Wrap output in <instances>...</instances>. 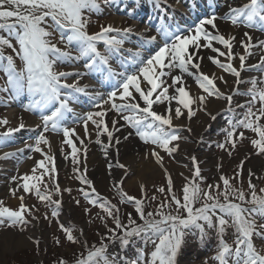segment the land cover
I'll use <instances>...</instances> for the list:
<instances>
[{"label": "snow or ice", "instance_id": "1", "mask_svg": "<svg viewBox=\"0 0 264 264\" xmlns=\"http://www.w3.org/2000/svg\"><path fill=\"white\" fill-rule=\"evenodd\" d=\"M101 2L107 5L111 0H0V33H6L0 35V72L5 77L0 94L7 96L0 102L8 107L11 102L27 95L30 100L22 105L23 110L37 114L39 119V123L29 129L35 133L31 138L34 143L25 141L23 148L3 152L0 160L14 158L25 150L41 156L35 160L30 173L11 177L16 187L10 188L9 192L19 204L13 209L0 199V229L12 228L23 233L34 221L41 219L37 215V205L25 202L30 193L51 209V218L44 214L43 219L50 223L55 219L59 223L62 194L72 190L61 188L57 181L49 134L61 137L60 151L64 159L71 157L73 172L80 173L81 169L75 165L79 164L81 153L86 155V141L93 133L97 144H103L101 137L106 136L108 144L105 148H108L120 143L116 132L131 129L123 139L127 140L135 133L145 145H150L145 158L153 157L164 171L166 183L155 189L164 199L158 200L154 194L150 200L156 202L155 207L146 211L145 201L149 198L144 185L140 186L142 195L138 198L123 190V178L114 180L112 187L119 195V204L130 206L136 214L134 217L132 212H127L125 220H122L121 208L100 194L93 181L84 174L75 177L86 186L80 189L83 198L103 213L92 217L89 222L98 218L106 232L103 235L97 233L98 245L88 246L85 242L82 245L84 251L76 257L74 264H177L185 238L198 232L203 240L208 234L206 229L216 231L218 248L213 259L218 264H264V246L258 248L255 243L257 238L264 242V223L257 222L264 219V188L257 192V185L253 183L256 174L251 169L248 170L247 192L231 183L232 179L243 183L244 165L250 157L240 160L231 178L221 173L219 180L213 183H207L197 158L190 157L193 164L189 170L191 175L184 177L181 173L185 183L177 195L175 182L161 155L163 152L170 158L174 157L184 140L181 132H191L187 124L175 121L182 118L191 121L198 112L216 120V115L208 108L215 99L223 100L225 110L231 114L226 127L221 130L224 139L214 142L215 147L231 157L238 145L249 139L254 154L264 156V39H256L245 31L240 40L243 54L235 53L236 37L222 34L216 24L218 19H224L233 26L264 33V0H248L242 6L231 8L224 17L215 14L205 17L194 28L158 27L156 35H139L140 43L135 50L124 48L133 35L131 26L120 28L108 24L101 25L98 32H88L90 17L85 13L102 14ZM151 2L159 8L162 0ZM56 33H59L64 48L52 41ZM99 44H103L105 51L99 50ZM5 48L11 49V54H5ZM253 49L261 53L259 59L257 63L246 64L249 57L256 55ZM202 50L214 53L207 56L208 61L223 73L235 77L232 89L222 91L218 86L219 81L227 87L224 75L203 71L205 57ZM113 56L122 57L119 68L113 67ZM17 57L22 61L19 69L15 63ZM237 57L238 66L233 63ZM82 59L85 61L83 71L56 70L58 64H71ZM243 72H257L258 75L244 79ZM90 74H99L107 81L108 90L89 91L87 85H81L80 80ZM70 77L76 79L68 83ZM190 77L195 78L196 93L191 92L187 85ZM241 84L250 87L241 91ZM236 96L248 99L235 102ZM81 97H87L89 106L87 110L77 112L73 105L78 104ZM161 105L163 111H157ZM237 109H243V112L237 113ZM110 113L109 124L106 118ZM8 123L7 118L0 119V126ZM78 127L83 130V135L77 131ZM25 128L21 118L17 127H7L0 132V148L14 143L15 133ZM244 130L258 138L246 136ZM65 147L71 151L65 152ZM28 158L34 159L31 155ZM116 166L127 172L126 165L117 162ZM221 168L222 163L217 165L218 172ZM30 180L42 183L43 190L37 183H29ZM75 203L79 205L80 201ZM85 212L90 214V209L86 208ZM108 220L112 221V226ZM59 227L67 242L80 243L74 229L63 224ZM229 228L234 229L232 244L224 239ZM79 234H83L82 229ZM144 238H147L146 242L155 244L150 254L138 248L135 258L117 253L110 257L108 249L111 246L118 244L123 252L136 239ZM28 239L39 247L40 240L31 236ZM55 243L61 244L59 237L55 238ZM58 264L68 262L61 258Z\"/></svg>", "mask_w": 264, "mask_h": 264}, {"label": "rangeland", "instance_id": "2", "mask_svg": "<svg viewBox=\"0 0 264 264\" xmlns=\"http://www.w3.org/2000/svg\"><path fill=\"white\" fill-rule=\"evenodd\" d=\"M130 1L129 3H127ZM243 1V2H242ZM132 2V3H131ZM242 3L248 2V0H241ZM134 6L140 8L142 10V4L139 2H135L134 0H111L110 4H103L101 2V8H102V14L99 13H85V15H88L90 17V23L88 25V32L94 33L98 32L100 30L101 25H108L112 24L111 19L114 14H118V12H125L127 13L130 18H134L135 14L140 15L141 13H138L139 9L134 10ZM129 8V10L125 8ZM145 14L146 9H144ZM144 14V16H145ZM218 17H224L225 14L220 12V9H218V13H215ZM135 20V18H134ZM224 20V19H219ZM11 22V21H10ZM142 21H138V24L136 27L133 28V35L137 33V30L142 28V25H140ZM114 27L115 25L112 24ZM145 26V25H144ZM144 28V27H143ZM234 29L238 30L239 32H244L247 28L243 26H233ZM244 29V30H243ZM51 30V29H49ZM0 35H6V33H0ZM264 35V34H263ZM54 43H57L58 47L64 48V44L60 43L59 36L54 34V36L51 38ZM264 39V37L262 38ZM129 42V41H128ZM128 42L125 43L124 48L129 49ZM15 43V41H13ZM98 48L100 51H105V48L103 44H99ZM5 53L11 54V49L5 48ZM254 53L256 55L249 57L246 61V64H254L257 63L259 59V53L258 49H253ZM203 52H209V50H203ZM75 55V52H73ZM117 56L112 57V64L116 63L115 58ZM85 61L82 59L79 62L71 63V64H58L56 67L57 71H66V72H73L71 69L72 66L78 65L79 68L83 67V64ZM237 66V64H234ZM117 67H120L118 64H116ZM213 68L221 74L222 70L218 69L216 66L213 65ZM75 71V69H74ZM225 76H231L230 74L223 73ZM258 75L257 72H243L242 77L244 79H248L251 76ZM194 78V77H193ZM235 80V77H233ZM4 73L0 72V87L5 84L4 81ZM76 79V77H70L68 79V83H72L73 80ZM94 81V82H92ZM100 82V89L101 91L108 90L107 81H105L99 74H90L88 76H85L80 80L81 85H91L95 86V89H98L97 82ZM218 86H221L222 83L219 81L217 82ZM195 85V88H197V85ZM234 82L229 87H220L222 91H228L234 87ZM232 87V88H231ZM250 85L248 84H241L239 86L241 91L246 90ZM89 88V87H88ZM94 89V90H95ZM93 89L89 88V91H94ZM7 99L6 94H0V101ZM248 99V97L244 96H236L234 97L235 102H243L244 100ZM30 100V97L27 95L19 97L15 102H11L10 106L5 107L2 102H0V119L7 118L9 123L7 126H0V132H3L6 130L7 127H17V123H15L14 119H12L9 116V112L14 109H23L22 105L28 103ZM212 101L216 102L214 107L210 109L209 111L212 112V114L216 115V120L213 121L210 119L207 121V124L204 126L205 129L202 133V135L197 136L196 131L198 130L195 126L200 127V124L202 125V122L204 121V112H198L195 117L192 118L191 121L188 122V126L191 128V132H188L187 130H183L181 132V135L184 137V140L180 142V146L182 142H185V144L189 145L188 147H191L193 149L192 156H195L199 162V167L202 170V175L207 178V183H213L214 181L219 180V175L223 173L227 177H232L234 175V170L236 169L237 165L239 164L240 160L243 159L245 156H249L250 158L245 162L243 173H242V179L243 183L241 184L240 181L236 179H232L231 183L237 187H242L246 192L248 191V170L251 169L253 173L256 174V177H259L257 179L256 177L253 178V183L257 185V192L259 193L260 188H264V156L255 155L254 149L252 148L249 139H244L242 144L238 145V148L236 151L233 152V155L229 157L225 152L215 147V143L217 141H223L224 136L222 133V129L226 127L227 120L231 117V114L228 113L226 109V104L223 100H215ZM211 101V102H212ZM79 106L81 110L79 109V112L87 110L89 106V102L87 100V97H81L79 100ZM162 105L157 107V111H162ZM237 113L243 112V109H237ZM30 113V112H28ZM36 120L35 125L39 123L38 115L31 113ZM112 117V115H110ZM184 118H182L180 121L181 124H183ZM123 123V121H121ZM34 125V126H35ZM210 126V127H209ZM33 127V126H31ZM25 128L22 129L20 132L15 133L14 135V143L9 144L8 146L0 148V151L3 152H13L16 151L18 148H23L25 141L28 143H34L33 139H31L35 133L32 131H29L31 128ZM79 128V127H78ZM77 128V131H78ZM127 130V129H124ZM122 130V131H124ZM129 131H132L131 129H128ZM245 135L250 138H258L256 135L248 130H244ZM51 135V134H49ZM81 135H83V130L81 132ZM54 136V144H56L55 149V165L57 168V181L61 188H70L72 191L71 193L64 192L62 194V207L60 209V215H59V223L55 219H51V223L47 219H43V215L47 214L51 218V209L47 208L44 203L39 202L34 194L30 193L26 196V204L29 205H37L39 208V212L37 215L41 216V219L39 221H34L32 225H30L25 232L20 233L17 229H0V264H58L59 259H64L68 262V264H74V260L77 256L81 253V251H84L82 248V245L87 242L88 246H91L93 244H99V236L105 234L106 229L102 226L101 221L97 218L92 222H89L92 217H96L97 214H103L101 210L98 207H93L83 198L82 193L80 192L81 188L86 187L85 185H82L78 179L75 177L79 176L80 174H84L87 176L88 179L93 181V184L97 191L102 194L104 197H107L109 195H112L111 202L114 204H118V206L121 208V219L125 220V213L132 212L133 216L135 217V212L130 206L127 205H120L119 204V195L116 192V190L111 186L101 189L97 188L95 185L98 181L99 174L94 173V177L91 179V173L99 171L106 170L107 172L111 170L109 168L110 163L105 164L100 161V157L93 158L98 149H100L101 144H97L96 136L93 133V135L90 137L87 142L89 143L86 147V155L81 153L79 156V165L78 167L81 169L80 173H74L73 172V163L71 161V157L69 159L65 160L63 153L60 151V140L61 137L58 135H52ZM201 137L203 138V142H201ZM103 137H101L102 140ZM129 138H133V145H129V151L132 153H142L144 148L150 147V145H145L138 136L133 133L132 136ZM103 141V140H102ZM125 141V140H124ZM127 141V140H126ZM128 142V141H127ZM195 144V145H194ZM136 145V146H134ZM194 145V146H193ZM211 145V147H209ZM65 152H70L71 149L68 147H65ZM94 153V154H93ZM93 154V156H92ZM98 154V153H97ZM2 155V153L0 154ZM33 156L34 159H29L28 156ZM161 155L164 156V165L171 167V170L168 171L174 182H175V189L177 192V195H180V189L182 185L185 183V180L181 176V173H183L184 177L190 176V169L193 168V164L191 162L190 156L186 157L185 163L179 162L177 159V153L174 155V157L170 158L163 152H161ZM224 156V160L220 162V157ZM41 159L40 154L38 153H29L27 150H25V153L20 154L18 153L16 157L8 159V160H0V173H3V180L0 181V199L4 200V203L6 206L11 207L13 209L18 207L19 201L13 198L10 195L9 189L15 188L16 183L11 181V177L19 174L24 173H30L31 168L34 166L35 160ZM153 161L154 158L152 157ZM209 159V160H208ZM83 160V161H82ZM252 162V163H251ZM222 163V168L218 172L217 165ZM59 164H62L60 166ZM157 165V164H156ZM248 165H250L248 167ZM76 166V165H75ZM158 166V165H157ZM254 166V167H253ZM112 167V165H111ZM159 167V166H158ZM186 168V171H173L175 168ZM252 167V168H251ZM159 170L162 171V176H158L154 178L151 182L152 183H158L162 186V183H166V177L164 174V171L159 167ZM5 173V174H4ZM126 174L123 179V183L126 181ZM44 180H47V177L44 178ZM161 181V182H160ZM163 181V182H162ZM165 182V183H164ZM29 183H37L38 186L41 187L43 190V184L39 181H29ZM146 183V181L133 184L130 188H134L136 190H140L141 185H151ZM221 187H223L221 183ZM129 188V189H130ZM156 187H151V189H146L148 200L145 201L147 207L146 211H152L155 207L154 201H151L150 198L155 194L158 198V200H163L164 197L161 196L159 192H156ZM21 193H18V195ZM129 195L135 196L138 198L141 197L142 194H137L136 192L130 193ZM137 195V196H136ZM59 198V197H54ZM76 200H79L80 203L77 205L75 203ZM174 207V206H173ZM90 209V214L85 212V209ZM140 223V221H137ZM259 223H264V219H258ZM59 224H63L66 228L74 229V235H78L80 243L78 244H71L65 240V234L60 229ZM108 224L112 226V221L108 220ZM83 230V234L80 235V230ZM207 236L201 240L199 238V233L197 232L195 235H188L185 238V243L183 244V247L177 257V264H218V261L214 260L213 257L217 253L218 248V239L217 234L214 229H206ZM34 237L35 239L40 240L39 247L37 248L31 240L28 239V237ZM59 237L61 240V244L58 246L55 243V238ZM224 239L229 243L232 244L235 235H234V229L229 228L224 236ZM147 238L144 239H136L134 243L130 244L126 250L121 252L119 245H113L108 249L109 255L111 257V254L117 253L118 255H124L128 258H135L137 249L142 248L146 254H150L154 248L155 244L151 241H147ZM158 243V240L156 241ZM256 246L258 248L264 246V242H262L260 239L255 240Z\"/></svg>", "mask_w": 264, "mask_h": 264}, {"label": "bare ground", "instance_id": "3", "mask_svg": "<svg viewBox=\"0 0 264 264\" xmlns=\"http://www.w3.org/2000/svg\"><path fill=\"white\" fill-rule=\"evenodd\" d=\"M235 3L231 2V0H220V5L218 6L219 9L223 12H228L230 7H234ZM111 23L115 25V27H133L135 25H137V22L132 21L130 19V16L127 14H123V12H118V14H114V16H112L111 19ZM217 24V28L219 29V31L228 36H235L236 40L234 42V49L233 51L235 53H240L243 54V49L240 47V40L243 38V34L245 31H248L247 29L244 30V32H239L238 30L234 29L233 26L231 25L230 22H225L223 20H217L216 21ZM209 27L210 26H206ZM256 39H262L264 36L259 35L253 31H249ZM219 46V45H217ZM223 50V49H222ZM202 55H204L205 59L202 62V69L205 73L207 74H211V73H216L217 75H224L223 72H221V74L219 72H217L214 68H213V64L208 61L207 56L208 55H215L214 53L209 52H201ZM222 62H226L224 61L223 58ZM234 64H237V66L239 65V58L237 57L234 61ZM77 69L79 71H81V69L79 68H74ZM225 80L228 81L227 87L231 86L234 82V78L231 76H225L224 75ZM195 78L190 77L187 80V85L190 88L191 92L196 93L198 91L197 88H195ZM219 87H225L224 84H221V86ZM232 88V87H231ZM216 102L212 101L209 105L208 108L209 110L212 109L215 105ZM81 110L80 107H76V111L79 112L78 110ZM163 111V107L161 109ZM110 115H112L111 113L109 114V117L106 118L109 120V124H110ZM205 115V113H204ZM9 116L14 119L15 123H17V125L20 122V119L23 118V122L26 124V128L29 126H34L35 125V121L36 118L31 114L28 113L26 111H24L23 109H14L11 110L9 112ZM209 120V116H204V121L202 122V125L200 124V127L195 126L198 130L196 131L197 136H201L204 129H205V125L207 124V121ZM175 123L181 124V122L175 121ZM183 124H187L188 122L185 120H183ZM32 128V127H31ZM129 130H124L121 132H116L115 135L120 137V143L118 145L113 144L112 147H108L105 148V145L108 144V140L106 136H103L102 140H103V144H101L100 149H98V151L96 152V154L94 155L93 158H97L100 157V161L108 164L110 163L112 165L111 170L110 171H97V172H92L91 173V179H93L94 177V173L99 174V178L98 181L95 185L97 188H107L109 186H111V184H113L114 180H119L121 178L124 179L125 174H126V181L123 183L122 187L123 190L125 192H127L128 194L136 192L138 195L142 194L141 193V189L140 190H136L134 188H130L133 184L137 183H141L146 181V183L151 184L152 180L156 177H158L159 175L162 176V171L159 170V167L156 165L155 161H153L152 157L149 156L147 159L145 158L146 153L148 152L149 147L144 148L142 153H132L131 151H129V145H133V138H128L127 141L123 139V137L125 135H127V132ZM78 132H82L81 128H78ZM50 139H51V144H52V149H53V153H55V149H56V144H54V136L50 135ZM89 143L86 141V146ZM195 145V144H194ZM193 145V146H194ZM136 146V145H134ZM189 145L185 144V142L181 143L180 146V150L177 153V159L179 162H183L185 163V159L187 156H190L193 154V149H191V147H188ZM79 147V145H78ZM87 148V147H86ZM3 153V151H0V154ZM98 153V154H97ZM94 154V153H93ZM92 154V156H93ZM79 158H81L79 156ZM209 160V159H208ZM224 160V156L220 157V162H222ZM83 161V160H82ZM1 162V161H0ZM117 162L122 163L124 165L127 166V172H125L124 169H120L118 168ZM252 163V162H251ZM60 166H62V164H59ZM79 165L76 164V167H78ZM165 168H167L168 171L171 170V167L167 166L166 164L164 165ZM250 165H248L249 167ZM254 167V166H253ZM250 168V167H249ZM252 168V167H251ZM186 171V168H175L173 171ZM1 172V171H0ZM3 173H0V181L3 180ZM5 174V173H4ZM161 182V181H160ZM163 182V181H162ZM159 183V182H158ZM158 183H152L151 185H144L145 189H151V187H161V185H159ZM165 183V182H164ZM165 184L162 183V186H164ZM130 188V189H129ZM137 196V195H136ZM112 195H109L108 198L111 199ZM138 197V196H137Z\"/></svg>", "mask_w": 264, "mask_h": 264}, {"label": "trees", "instance_id": "4", "mask_svg": "<svg viewBox=\"0 0 264 264\" xmlns=\"http://www.w3.org/2000/svg\"><path fill=\"white\" fill-rule=\"evenodd\" d=\"M17 68H18V66H17ZM19 69V68H18Z\"/></svg>", "mask_w": 264, "mask_h": 264}]
</instances>
